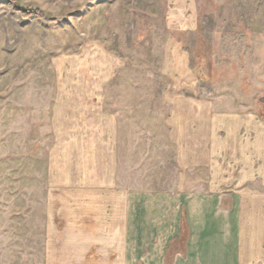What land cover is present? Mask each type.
Masks as SVG:
<instances>
[{
  "label": "rangeland",
  "instance_id": "1",
  "mask_svg": "<svg viewBox=\"0 0 264 264\" xmlns=\"http://www.w3.org/2000/svg\"><path fill=\"white\" fill-rule=\"evenodd\" d=\"M95 100L130 179L179 188L182 100L264 122V0H0V264H45L51 164Z\"/></svg>",
  "mask_w": 264,
  "mask_h": 264
},
{
  "label": "crops",
  "instance_id": "2",
  "mask_svg": "<svg viewBox=\"0 0 264 264\" xmlns=\"http://www.w3.org/2000/svg\"><path fill=\"white\" fill-rule=\"evenodd\" d=\"M188 101L175 189L130 179L102 101L99 118L75 114L80 150L51 164L45 264H264V122Z\"/></svg>",
  "mask_w": 264,
  "mask_h": 264
},
{
  "label": "trees",
  "instance_id": "3",
  "mask_svg": "<svg viewBox=\"0 0 264 264\" xmlns=\"http://www.w3.org/2000/svg\"><path fill=\"white\" fill-rule=\"evenodd\" d=\"M18 6L23 9L22 15L25 16V17L32 16V15H35V16H38V17L45 16L44 12L41 9H27V8H25V7H23L22 5H19V4H18Z\"/></svg>",
  "mask_w": 264,
  "mask_h": 264
}]
</instances>
